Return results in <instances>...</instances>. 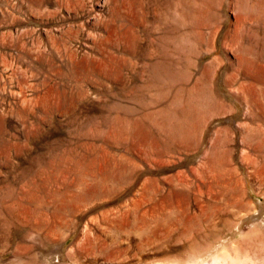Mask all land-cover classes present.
Here are the masks:
<instances>
[{"label":"rangeland","instance_id":"obj_1","mask_svg":"<svg viewBox=\"0 0 264 264\" xmlns=\"http://www.w3.org/2000/svg\"><path fill=\"white\" fill-rule=\"evenodd\" d=\"M263 116L264 0H0V264H264Z\"/></svg>","mask_w":264,"mask_h":264},{"label":"bare ground","instance_id":"obj_2","mask_svg":"<svg viewBox=\"0 0 264 264\" xmlns=\"http://www.w3.org/2000/svg\"><path fill=\"white\" fill-rule=\"evenodd\" d=\"M162 53V52H161ZM161 55V54H160ZM161 58V57H160ZM159 62H160V60H159ZM162 62V61H161ZM160 62V63H161ZM159 63V64H160ZM169 63V62H168ZM159 64H158V66H159ZM171 64V63H170ZM158 69V68H157ZM161 69H163V72L165 71V72H170L168 69H167V67L166 66H164V65H160V70ZM174 71V70H173ZM162 72V71H161ZM160 76V75H159ZM163 76V75H162ZM170 76V75H169ZM177 76V75H176ZM180 76V75H179ZM182 77V76H181ZM181 77H180V79H181ZM183 77H185V75L183 76ZM160 78V77H159ZM162 79V78H161ZM175 79V78H174ZM178 80V79H177ZM165 81V80H164ZM172 81V80H171ZM181 81V80H180ZM197 82H198V80H196ZM175 82V81H174ZM163 83V82H162ZM176 83H178L177 81H176ZM198 83H200V82H198ZM164 85V84H163ZM179 85H181V84H179ZM184 85H185V83H184ZM187 85H188V83H187ZM187 85H185V86H187ZM201 85V84H200ZM158 86V85H157ZM192 86H193V84H192ZM203 86V85H202ZM160 87H161V85H160ZM173 87V86H172ZM172 87H170L171 89H172ZM176 87V86H175ZM180 87V86H179ZM162 88V87H161ZM174 88V87H173ZM182 88H183V86H182ZM197 88H198V86H197ZM180 89V88H179ZM160 90H162V89H160ZM177 90V89H176ZM198 90V89H197ZM207 90V89H206ZM178 91V90H177ZM180 91V90H179ZM204 91H205V89H204ZM203 91V92H204ZM208 92V91H207ZM209 92H210V90H209ZM179 93V92H178ZM181 94V93H180ZM189 94H191L190 92H189ZM188 94V95H189ZM197 94H198V92H197ZM200 94V93H199ZM204 94H205V92H204ZM182 96V95H181ZM178 97V96H177ZM188 97V96H187ZM187 101V100H186ZM214 101V100H213ZM179 102V101H178ZM177 102V103H178ZM191 102V101H190ZM199 102H202V101H199ZM198 102V103H199ZM205 102V101H204ZM206 103H208V102H206ZM178 104H180V103H178ZM190 104V103H189ZM200 104V103H199ZM175 105V104H174ZM181 105V104H180ZM187 105V104H186ZM215 105H216V103H215ZM219 105V104H218ZM178 106V105H177ZM189 107V106H188ZM191 107V106H190ZM200 107V105L197 107V108H199ZM193 108V107H192ZM213 108V107H212ZM256 108V107H255ZM176 109V108H175ZM181 109V108H180ZM195 109V108H194ZM204 109V108H203ZM182 110H183V108H182ZM188 110V109H187ZM218 110H220V109H218ZM186 111V110H185ZM191 111V110H190ZM199 111V110H198ZM181 112H183V111H181ZM187 112V111H186ZM201 112V111H200ZM159 113H162V116H160V118H159V120H157L156 121V126L158 127V129L159 130H161V131H165V127H166V129H167V131H170V130H172L171 129V122H173V118L171 117V114L169 115V113H165V112H163V111H161V112H159ZM193 114V113H192ZM188 115V114H187ZM194 115V114H193ZM200 115H202V114H200ZM192 116V115H191ZM180 117H182V115L180 116ZM264 117V116H263ZM179 118V117H178ZM185 118V117H184ZM202 118V117H201ZM140 120V119H139ZM138 120V121H139ZM184 120V119H183ZM190 120V119H189ZM178 121V120H177ZM140 122V121H139ZM153 122V121H152ZM176 122V121H175ZM182 122V121H181ZM197 122V121H196ZM130 123V122H129ZM140 124H141V122H140ZM184 124V123H183ZM130 125V124H129ZM135 125V124H134ZM196 125V124H195ZM128 126V125H127ZM132 126V125H131ZM138 126V125H137ZM122 127H123V125H122ZM136 127V126H135ZM175 128V127H174ZM182 128V127H181ZM191 128V127H190ZM179 129V128H178ZM128 130V129H127ZM175 130H176V128H175ZM183 130V129H182ZM191 130V129H190ZM124 131V130H123ZM186 131V130H185ZM127 132V131H126ZM137 132V131H136ZM179 132V131H178ZM141 133V132H140ZM144 133V132H143ZM158 133V132H157ZM152 134V133H151ZM160 134V133H159ZM166 135V134H165ZM140 136V135H139ZM146 136V135H145ZM169 136V135H168ZM174 136V135H173ZM185 136H187L186 134H185ZM185 136H184V139H185ZM188 136H189V134H188ZM157 137V136H156ZM167 137V136H166ZM177 137H178V135H177ZM168 138V137H167ZM174 139V138H173ZM167 140V139H166ZM166 140H165V142H166ZM175 140V139H174ZM180 140V139H179ZM171 141V140H170ZM172 143V142H171ZM175 143V142H174ZM117 175V174H116ZM104 177V176H103ZM29 213V212H28ZM25 219V218H24Z\"/></svg>","mask_w":264,"mask_h":264}]
</instances>
